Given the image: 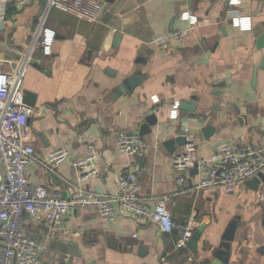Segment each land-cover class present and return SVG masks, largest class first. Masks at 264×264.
I'll return each instance as SVG.
<instances>
[{
    "label": "crops",
    "instance_id": "1",
    "mask_svg": "<svg viewBox=\"0 0 264 264\" xmlns=\"http://www.w3.org/2000/svg\"><path fill=\"white\" fill-rule=\"evenodd\" d=\"M232 0H98L102 11L91 22L60 9H47L48 0H33L24 8L0 6V50L4 68L13 73L25 68L23 89L36 95L25 140L40 157L66 148L69 158L59 174L74 185L98 195L115 193L130 170L138 169L141 196L153 208L168 198L174 220L206 225L198 253L178 248V231L163 234L151 222L117 211V219L103 223L98 211L77 209L57 224L44 211L26 218L24 228L43 244L46 264H223L212 255L231 226L236 227L229 264H264V172L241 184L232 194L222 190H195L199 175L181 174L165 142L178 136L181 113L172 120L173 105L198 97L216 133L210 141L199 128H188L198 155L209 158L223 145L264 143V50L255 46L253 30L264 21V0H241L238 15L250 18L253 29L241 32L232 25ZM198 18L185 46L175 42L155 46L158 36L188 28L184 13ZM44 30L50 45L45 49L35 38ZM32 49L29 62L24 57ZM256 74V75H255ZM145 80L134 93L116 97L124 81ZM221 92V94H217ZM160 102L154 104L153 97ZM152 114L158 117L152 133L143 137L147 149L131 157L118 149L121 132L138 133ZM95 154L96 172L77 166ZM143 159L142 162L139 159ZM31 182L44 184L68 195L60 177L38 166L28 170ZM184 177V183L178 180ZM254 180V179H253Z\"/></svg>",
    "mask_w": 264,
    "mask_h": 264
},
{
    "label": "built area",
    "instance_id": "2",
    "mask_svg": "<svg viewBox=\"0 0 264 264\" xmlns=\"http://www.w3.org/2000/svg\"><path fill=\"white\" fill-rule=\"evenodd\" d=\"M5 5L12 4L16 8H24L33 0H4ZM241 0H232V25L241 32L253 29L250 18L238 15L236 6ZM60 9L79 18L97 21L102 7L98 0H48L47 9ZM5 9L0 6V18ZM188 28L158 36L151 43L162 46L175 42L179 46L186 45L191 30L198 24V18L190 13L181 16ZM35 38L47 49L50 45L49 35L44 30ZM31 50L24 57V64L29 62ZM5 60L0 50V264H46L43 253L45 246L32 238L24 228L26 218H35L42 210L46 220L54 225L69 217L77 209L98 211L103 223H112L117 219V211H125L135 218L151 222L159 227L163 234L174 231L180 233L178 248H187L192 238L196 223L191 220L182 224L174 220L168 210V198L162 197L155 201L151 208L148 200L141 196L142 186L138 178V169L130 170L119 182L115 193L98 195L94 192L74 185L63 178L58 171L59 166L69 158L66 148H58L45 157H40L33 143L25 140L32 109L24 104L23 66L13 73L4 68ZM154 104L160 102L156 96ZM179 103L173 105L172 120H178ZM264 131V127H263ZM118 149L131 157L146 153V143L138 133L121 132L118 136ZM95 154L80 160L78 167L86 169L85 177L95 172ZM38 166L47 173L60 177L68 188V195L47 188L44 184L31 182L28 170ZM197 166L199 180L195 190H222L232 194L243 183L257 178L264 172V143L242 146L236 142L223 145L209 158L198 155V146L192 142L173 160L175 171L184 174ZM184 183V177L178 180ZM259 200L264 202V191L260 192Z\"/></svg>",
    "mask_w": 264,
    "mask_h": 264
},
{
    "label": "water",
    "instance_id": "3",
    "mask_svg": "<svg viewBox=\"0 0 264 264\" xmlns=\"http://www.w3.org/2000/svg\"><path fill=\"white\" fill-rule=\"evenodd\" d=\"M253 36L255 38V46L258 51L264 50V21L257 24L253 30ZM258 69L264 70V56L262 57L260 65L255 68V73L257 74ZM255 74V75H256ZM145 76L135 75L124 81L123 85L116 91V97H120L123 94L134 93V91L142 85L145 80ZM24 94V104H26L31 109L36 106V95L32 94L27 90H23ZM221 94V92L217 93ZM178 111L181 113L180 117V129H176L178 131V136L174 139H170L165 142V146L168 151L172 154L176 153L178 149H184V147L190 143L189 140V132L188 128H199L201 131V138L210 141L216 130L211 124H206L209 116L205 112H199L198 105V97L193 96L189 100H184L180 103ZM158 117L156 114H152L146 118L144 122L140 124L139 135L141 137H145L152 133V127L157 125ZM140 162L143 159H139ZM195 174H198L197 166L193 169ZM264 180V177H262ZM260 183L259 179H254L251 181V185L256 188V186ZM206 229V225L202 224L197 227L193 233L192 238L188 242V247L193 250L195 253H198V242L202 238V235ZM236 238V227L231 226L227 233L223 236L222 241L219 243L216 250L212 251V255L214 258L220 260L223 264L230 263V257L232 253V244Z\"/></svg>",
    "mask_w": 264,
    "mask_h": 264
},
{
    "label": "rangeland",
    "instance_id": "4",
    "mask_svg": "<svg viewBox=\"0 0 264 264\" xmlns=\"http://www.w3.org/2000/svg\"><path fill=\"white\" fill-rule=\"evenodd\" d=\"M42 39V38H41ZM40 44V42H38V45Z\"/></svg>",
    "mask_w": 264,
    "mask_h": 264
}]
</instances>
